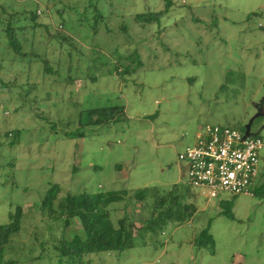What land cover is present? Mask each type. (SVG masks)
I'll use <instances>...</instances> for the list:
<instances>
[{"label": "rangeland", "instance_id": "374dc122", "mask_svg": "<svg viewBox=\"0 0 264 264\" xmlns=\"http://www.w3.org/2000/svg\"><path fill=\"white\" fill-rule=\"evenodd\" d=\"M0 5L16 15L18 26L27 25L17 31L24 54L18 55L4 31L10 16L3 17L0 8V227L11 222L17 207L23 209L21 231L8 244L6 260L69 264L54 247L66 233L64 225L40 211L47 190L57 184L74 195L145 188L163 194L179 187L196 204L190 221L139 236L122 253L92 255L84 264H264V148L260 190L213 200L188 184L178 158L200 127L243 133L260 114L258 104L264 112V0ZM36 12L40 25L52 24L55 39L24 24L23 14ZM111 106L125 108L122 122L80 127L81 114ZM9 133H17L16 145ZM252 133L264 139L263 116ZM151 202L113 204L112 220L127 215L141 227ZM206 229L214 254L193 244Z\"/></svg>", "mask_w": 264, "mask_h": 264}, {"label": "trees", "instance_id": "16d2710c", "mask_svg": "<svg viewBox=\"0 0 264 264\" xmlns=\"http://www.w3.org/2000/svg\"><path fill=\"white\" fill-rule=\"evenodd\" d=\"M0 8L3 17L10 16L4 31L9 46L15 50L16 54L24 55L17 31L26 28L25 22H29L30 26L34 24L32 27L38 31L44 29L45 34L49 35L47 40L56 38L57 33L52 35L49 32L52 24L40 25L38 23L40 12L23 14L26 26L22 25L23 27H21L16 23V15L8 13L4 6L0 5ZM96 11L98 12V10ZM65 12L66 10L63 8V13L59 12L60 16H63ZM155 15L161 16V13ZM97 17L102 18V14L98 13ZM140 17L138 16L137 19ZM59 29L63 30L64 27L59 26ZM118 73H123V70L118 68ZM261 106L262 103L259 105L260 109ZM124 115L125 108L120 106L94 108L81 114L79 125L84 129L90 126L117 124L122 122ZM79 135L83 137L84 133L81 132ZM8 136L14 138L12 145L19 142L17 133H9ZM147 199L152 201L148 206L150 214L141 227H138L127 215L118 219L117 222L112 220V211L109 210V207L113 204L132 202L133 200L145 202ZM190 200V193L179 187H174L163 194L155 189L145 188L136 192L111 191L74 195L72 193L64 194L61 186L55 184L47 190L41 202L40 211L42 216L48 220L62 222L64 225L66 233L62 239L55 241L54 246L61 259H65L69 264H84L89 261V257L92 255L105 252L122 253L134 248L139 236L158 233L169 224H183L190 221L197 212L196 204ZM226 214L230 219H233L232 213L226 212ZM22 216L23 209L17 207L11 216V222L0 227V264H16L14 261L6 260L5 256L6 248L12 237L21 231ZM76 222L80 225L78 231L74 228ZM193 244L198 248L209 249L211 254L215 253V243L209 229L197 235Z\"/></svg>", "mask_w": 264, "mask_h": 264}, {"label": "built area", "instance_id": "2783aa9c", "mask_svg": "<svg viewBox=\"0 0 264 264\" xmlns=\"http://www.w3.org/2000/svg\"><path fill=\"white\" fill-rule=\"evenodd\" d=\"M264 139L229 126L206 125L197 143L179 154L187 166L188 183L205 191L210 200L223 193L251 195L258 178Z\"/></svg>", "mask_w": 264, "mask_h": 264}, {"label": "water", "instance_id": "95a60500", "mask_svg": "<svg viewBox=\"0 0 264 264\" xmlns=\"http://www.w3.org/2000/svg\"><path fill=\"white\" fill-rule=\"evenodd\" d=\"M260 104H258V107H259ZM260 108V107H259ZM263 109H260L259 110V113L257 116H255L250 122L249 124H247L245 126V130H244V139H247L249 137H252L254 136V134L252 133V125L254 123V121L259 117V116H263L264 117V112H262Z\"/></svg>", "mask_w": 264, "mask_h": 264}, {"label": "crops", "instance_id": "0c3cea01", "mask_svg": "<svg viewBox=\"0 0 264 264\" xmlns=\"http://www.w3.org/2000/svg\"><path fill=\"white\" fill-rule=\"evenodd\" d=\"M155 116H156V114L151 115V117H155ZM201 128H202V127H200L199 130H196V131H195V133H194V141H193V144L190 145V146H194V145L197 143V137H198V134H199V131L201 130ZM190 146H188V147H190ZM120 168H121V167H120ZM184 168H185V176H186V174H187V166L185 165ZM261 188H262V190L264 189L263 186H262ZM257 190H260V187L257 186V179H256V180H255V183H254V185H253V187H252V194L254 193V191H257Z\"/></svg>", "mask_w": 264, "mask_h": 264}]
</instances>
